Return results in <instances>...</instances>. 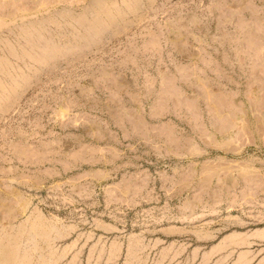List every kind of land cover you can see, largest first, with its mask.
<instances>
[{
	"label": "rangeland",
	"instance_id": "rangeland-1",
	"mask_svg": "<svg viewBox=\"0 0 264 264\" xmlns=\"http://www.w3.org/2000/svg\"><path fill=\"white\" fill-rule=\"evenodd\" d=\"M0 264H264V0H0Z\"/></svg>",
	"mask_w": 264,
	"mask_h": 264
}]
</instances>
